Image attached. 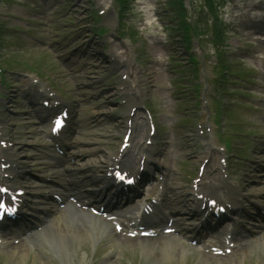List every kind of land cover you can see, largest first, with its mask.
<instances>
[{
    "label": "rangeland",
    "instance_id": "obj_1",
    "mask_svg": "<svg viewBox=\"0 0 264 264\" xmlns=\"http://www.w3.org/2000/svg\"><path fill=\"white\" fill-rule=\"evenodd\" d=\"M125 3L0 0V67L7 68L0 72L5 75L0 76V138L22 161L15 162L26 172L18 179L33 185L29 211L40 216L42 229L48 206L40 195L50 197L52 188L44 189L45 180L63 193L61 185L77 178L86 164L93 172L104 169L122 141L121 116L142 92L134 108L142 134L132 151L148 136L146 115L139 110L147 103L157 126L155 148L162 154L157 176L169 173L156 182L163 181L164 190L166 183L177 182L184 194L197 177L200 153L207 151L215 166L227 157L230 181L246 196L244 207L256 211L252 200L264 205V0H210L212 10L205 0H185L184 9L167 7V0ZM181 18L189 26L187 43L179 35ZM38 87L57 92L61 103L72 107L67 163L65 156L49 158L59 152L25 97ZM206 121L220 126L198 133L196 125ZM229 138L231 147L220 152ZM80 152L86 155L77 156ZM145 188L146 196L157 192ZM172 188L167 186L169 196ZM182 235L166 237L169 250L163 251L162 240L153 253L125 236H90L72 243L64 259L33 230L23 235L25 253L12 241L0 245V264H264L263 248L217 254L212 250L220 244L217 238L195 245Z\"/></svg>",
    "mask_w": 264,
    "mask_h": 264
},
{
    "label": "bare ground",
    "instance_id": "obj_2",
    "mask_svg": "<svg viewBox=\"0 0 264 264\" xmlns=\"http://www.w3.org/2000/svg\"><path fill=\"white\" fill-rule=\"evenodd\" d=\"M142 96H143V92L139 93L138 99L136 100V102L135 101L133 102L134 105L138 104L139 101L142 100L140 98ZM129 115L130 114L124 113L121 117L124 119V121H126L127 119L130 118ZM133 126H135V131H133L131 135L133 134L134 137H136L137 136L136 132H138L140 126L135 123V119L132 120V127ZM128 127L131 128V126H128ZM49 134L52 135L51 132H49ZM133 140L134 138L131 136L129 140V146H130V142L132 143ZM141 149L143 151H148V148L146 146H142ZM82 153L83 152H80L81 155H79V157L86 155ZM13 155L15 154L13 153ZM128 156L129 154H127V151H122L121 153L118 152L114 154L113 156L108 157L104 162L105 166L102 172H100L99 177H97L95 173L91 174L90 176L87 175V173L91 172L92 170L90 169V166L85 165V167H83L84 168L83 170H85V173L83 174L84 178H81L80 176V178L78 177L75 179L68 180V185L72 187L70 190H73V191L75 190V192L71 195V198L62 199L63 201L62 206L52 208L51 210L52 214L51 212L49 213V217H48L49 220H48L47 225L44 227V229L40 231L41 235L49 242L50 245H52L53 248L51 246L50 247L52 249H55L57 253H60V256L64 257V259H67V257L71 255L70 245L74 243L75 241L80 240L81 238L85 240L87 239V237H90V236H93V239H94V237H99V236L101 237V234H107L111 232V227L109 225L111 220L99 221V217L95 215V213L93 212L94 209H96V207H94V205H92L91 203H88V201L85 200V197L87 195L88 196L91 195L90 197H93L91 193H94L95 189H98L97 191H99V193L101 191H104V186L102 183L104 184L111 183V182L108 183V181H110L109 177H111V174L108 175V173L112 169L120 167V168H124V170L126 171L128 170L134 171L133 167L135 166L133 165L132 160L130 158H127ZM2 157L5 159V163L13 161V158H11V153L3 152ZM201 157L205 158V157H208V155L204 153L201 155ZM143 158L144 156L142 155V159ZM146 165L145 167L149 168V166H146ZM207 166H210V165L207 164ZM5 168L6 170L4 172H10L11 174L13 173V171L21 172V170H18L17 167L15 168V165L13 163L11 164V166L9 167L6 166ZM209 168H207L206 171H209L208 170ZM3 180L4 178H1L0 176V186L3 185L2 183ZM113 186L115 185L113 184ZM223 187L225 189H229L230 191H234V187L226 181L223 182ZM7 189L8 190L6 194H8L9 200L10 201L14 200L17 197L16 188L10 187ZM114 192L118 193L119 191H113V193ZM1 195L3 194L0 192V196ZM227 197L231 199L232 203L234 204L238 203V199L235 196H230L227 194ZM147 204L153 207L156 206L155 203H152L151 201L147 202ZM189 211H190L189 213H193V214L197 213L195 209L193 210L189 209ZM113 220L122 221L120 217H115L113 218ZM142 220H145V218H142ZM14 221L15 220H13V222ZM135 225H136V222L134 223L133 226ZM126 227H129V226H126ZM167 227H173V226L168 225ZM0 228H3L0 231L2 233L4 240L6 241H9L10 239L11 240H17V239L22 240L19 244H16V245L13 244L12 245L13 248H15L16 250H21L24 253L29 250V248L27 249L26 247L27 244L24 243L23 237H21V235L17 233V232H21L20 229L16 230V235L18 234V236L16 235L13 236L12 235L13 233H8L11 231L9 228L8 229L6 227H0ZM125 240L128 242H142L144 248H147V249L151 248V250L149 251L150 252L152 251V253L154 252L153 250H155L157 244H159V242H162V240H164L163 241L164 243L163 251L169 250L170 248L168 247L170 246L169 244L170 242L167 241L166 238L162 239L159 237L129 236V237H126ZM252 245H254L253 248L262 247L264 249V234L262 235V237H257L255 241L252 243ZM235 248L236 247H234V250ZM240 250L243 252H246L248 248H241ZM249 252H251V249L248 250V253Z\"/></svg>",
    "mask_w": 264,
    "mask_h": 264
},
{
    "label": "trees",
    "instance_id": "obj_3",
    "mask_svg": "<svg viewBox=\"0 0 264 264\" xmlns=\"http://www.w3.org/2000/svg\"><path fill=\"white\" fill-rule=\"evenodd\" d=\"M168 1V6L167 7H174V8H181V9H184V0H167ZM206 1V7L208 8L209 7V9H211L212 10V3H210V0H205ZM170 3V4H169ZM205 7V8H206ZM180 26H182L183 25V28H182V32H183V37H184V39H186L187 40V36H188V34H187V30L189 29V26L188 25H186L185 24V21H183V18H181L180 19Z\"/></svg>",
    "mask_w": 264,
    "mask_h": 264
},
{
    "label": "snow or ice",
    "instance_id": "obj_4",
    "mask_svg": "<svg viewBox=\"0 0 264 264\" xmlns=\"http://www.w3.org/2000/svg\"><path fill=\"white\" fill-rule=\"evenodd\" d=\"M2 191H6V189H0V192H2ZM2 204H3V202L0 201V206H2Z\"/></svg>",
    "mask_w": 264,
    "mask_h": 264
}]
</instances>
